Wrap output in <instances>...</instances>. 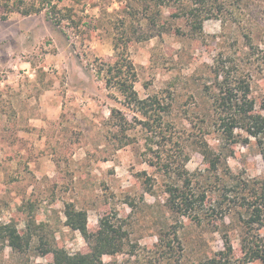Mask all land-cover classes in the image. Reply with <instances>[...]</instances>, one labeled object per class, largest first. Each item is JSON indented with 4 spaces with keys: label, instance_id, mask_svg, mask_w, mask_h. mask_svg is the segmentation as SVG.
Instances as JSON below:
<instances>
[{
    "label": "rangeland",
    "instance_id": "374dc122",
    "mask_svg": "<svg viewBox=\"0 0 264 264\" xmlns=\"http://www.w3.org/2000/svg\"><path fill=\"white\" fill-rule=\"evenodd\" d=\"M18 1L0 0V224L24 230L32 220L38 236L24 252L0 242V264H52L51 257L39 256V237L48 247L85 252L83 237L65 225L68 204L88 213L92 231L110 214L128 232L124 252L105 256V264H207L224 249L225 234L239 258L242 225L236 215L214 232V226L179 220L168 210L167 177L150 166L154 154L141 125L134 122L131 144L122 149L108 136L112 108L131 120L134 114L122 106L121 96L110 95L96 66L117 60L116 44L120 52L128 47L140 98L162 91L175 98L170 120L182 131L178 138L199 135L200 119L210 111L203 86L223 64L250 79L257 110L264 114V0L205 5L185 0L162 11L155 6L146 11L140 0H22V8L33 1L43 8L30 16L16 11ZM192 9L210 16L200 34L183 16ZM157 11L171 29L142 41L159 30L145 18ZM176 14L182 18L171 17ZM204 126L206 141L219 152L224 143ZM227 162L234 174L264 180L255 140L235 147ZM204 164L192 149L188 170ZM142 172L155 179L154 195L146 193ZM174 228L184 251L180 262L175 254L170 263L163 260L169 251L160 237ZM260 234L264 237V227Z\"/></svg>",
    "mask_w": 264,
    "mask_h": 264
},
{
    "label": "trees",
    "instance_id": "16d2710c",
    "mask_svg": "<svg viewBox=\"0 0 264 264\" xmlns=\"http://www.w3.org/2000/svg\"><path fill=\"white\" fill-rule=\"evenodd\" d=\"M208 1L195 0V3L205 5ZM16 3V11L24 16L43 11L36 1L24 8L22 0ZM140 3L146 7V11L151 6L162 11L176 3L185 5V0H140ZM161 11H157L154 16L145 17L150 25L158 26L159 30L148 34L142 41L161 37L170 31ZM183 16L192 24L197 34L203 32L204 20L210 19L208 15L203 16L199 9L185 12ZM171 17L182 18L178 14ZM249 48L253 49L252 44ZM127 49L128 47H124L120 52L121 49L116 44L117 60L113 64L102 62L96 66L97 75L105 80L110 95L121 96L122 106L134 114V119L131 120L120 109L112 108L110 117L106 120L108 136L117 140L119 149H122L131 144L128 132L135 128L134 122L141 125L146 133L149 151L154 154L149 164L167 177L164 184L166 206L179 220L190 219L199 225L205 223L214 226V232H220L226 225L225 221L231 215H236L242 225L239 239L241 256L236 257V249L225 234L224 249L217 252L207 264H264V237L260 234L264 227V180L234 174L227 162L235 147L249 146L253 140L264 161V114L257 110L256 101L251 94L250 79L241 74L239 76L229 64L218 66L214 72L216 76L202 89L210 104V111L200 119L202 126L199 135H189L185 140L181 136L178 138L177 135L182 134V131L178 132L170 120L175 104V98L170 92L162 91L140 98L135 88L137 71L126 54ZM204 124H208L224 143L219 152H215L206 141ZM192 149L199 151L205 161L204 168L194 172L187 168ZM139 177L146 193L154 195L155 179L146 172H142ZM65 217V225L80 233L88 249L85 252L70 253L65 248L46 246L45 240L39 237L42 243L38 248L39 256L51 257L52 264H105V256L124 252L129 234L114 216H103L95 231L89 228L88 213L77 209L73 204L66 205ZM37 227L32 220L26 223L24 230L11 222L1 223L0 242L16 251L29 250L34 238L38 236ZM178 233L179 229L174 228L172 232L166 231L160 237L163 249L170 254L165 255L163 260L170 263L174 262L172 257L175 254H178V261L183 255L184 248ZM172 234L173 240L170 238ZM173 243L177 244L178 251Z\"/></svg>",
    "mask_w": 264,
    "mask_h": 264
}]
</instances>
